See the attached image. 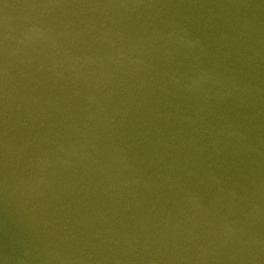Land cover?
Masks as SVG:
<instances>
[{
	"label": "water",
	"instance_id": "water-1",
	"mask_svg": "<svg viewBox=\"0 0 264 264\" xmlns=\"http://www.w3.org/2000/svg\"><path fill=\"white\" fill-rule=\"evenodd\" d=\"M0 264H264V0H0Z\"/></svg>",
	"mask_w": 264,
	"mask_h": 264
}]
</instances>
